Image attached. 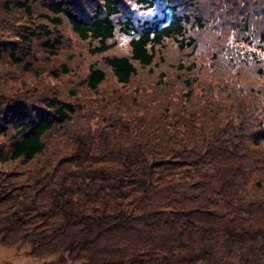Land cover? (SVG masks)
Returning a JSON list of instances; mask_svg holds the SVG:
<instances>
[{
    "label": "trees",
    "instance_id": "1",
    "mask_svg": "<svg viewBox=\"0 0 264 264\" xmlns=\"http://www.w3.org/2000/svg\"><path fill=\"white\" fill-rule=\"evenodd\" d=\"M0 236L264 264V0H0Z\"/></svg>",
    "mask_w": 264,
    "mask_h": 264
},
{
    "label": "rangeland",
    "instance_id": "2",
    "mask_svg": "<svg viewBox=\"0 0 264 264\" xmlns=\"http://www.w3.org/2000/svg\"><path fill=\"white\" fill-rule=\"evenodd\" d=\"M77 80L78 79L72 80V86L77 85ZM62 84L64 85V87L67 86V84L63 81V83L55 86L56 90L61 87ZM29 249L30 244L24 241L14 245H5L2 243L0 236V263L10 261L18 264H54L58 259L62 257L66 258L65 264L79 263V261H72L67 259V249L63 252L52 253L44 256L33 255L29 253Z\"/></svg>",
    "mask_w": 264,
    "mask_h": 264
}]
</instances>
